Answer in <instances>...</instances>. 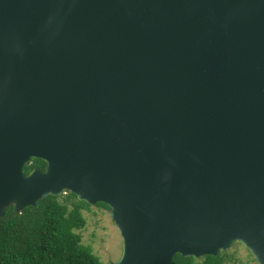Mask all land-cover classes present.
Instances as JSON below:
<instances>
[{
	"label": "water",
	"instance_id": "water-1",
	"mask_svg": "<svg viewBox=\"0 0 264 264\" xmlns=\"http://www.w3.org/2000/svg\"><path fill=\"white\" fill-rule=\"evenodd\" d=\"M66 192L109 264H264V0H0V217Z\"/></svg>",
	"mask_w": 264,
	"mask_h": 264
},
{
	"label": "trees",
	"instance_id": "trees-1",
	"mask_svg": "<svg viewBox=\"0 0 264 264\" xmlns=\"http://www.w3.org/2000/svg\"><path fill=\"white\" fill-rule=\"evenodd\" d=\"M45 161L31 158L23 169L44 170ZM48 195L33 206L24 207L14 215V207L5 209L0 217V264H106L89 245L84 244L80 231L86 220L82 211L90 205L73 193ZM98 206L109 209L103 202ZM225 251L201 260L175 254L177 264H225Z\"/></svg>",
	"mask_w": 264,
	"mask_h": 264
},
{
	"label": "rangeland",
	"instance_id": "rangeland-1",
	"mask_svg": "<svg viewBox=\"0 0 264 264\" xmlns=\"http://www.w3.org/2000/svg\"><path fill=\"white\" fill-rule=\"evenodd\" d=\"M62 196H65V193L60 195L61 198ZM82 214L86 220L84 228L80 231L84 244L89 245L104 263L117 261L122 252V241L109 216V209L94 204L83 210ZM224 251L227 257L225 264H258L240 242H233Z\"/></svg>",
	"mask_w": 264,
	"mask_h": 264
},
{
	"label": "flooded vegetation",
	"instance_id": "flooded-vegetation-1",
	"mask_svg": "<svg viewBox=\"0 0 264 264\" xmlns=\"http://www.w3.org/2000/svg\"><path fill=\"white\" fill-rule=\"evenodd\" d=\"M220 251H222V250H219L218 253H219ZM218 253H217V254H218ZM205 256H206V255H205ZM215 256H216V255H215ZM203 257H204V256H202V257H200V258H203Z\"/></svg>",
	"mask_w": 264,
	"mask_h": 264
}]
</instances>
